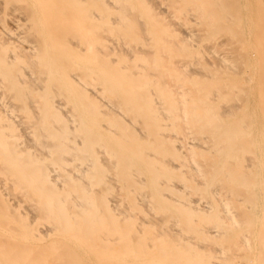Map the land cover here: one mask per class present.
Here are the masks:
<instances>
[{"label":"bare ground","instance_id":"obj_1","mask_svg":"<svg viewBox=\"0 0 264 264\" xmlns=\"http://www.w3.org/2000/svg\"><path fill=\"white\" fill-rule=\"evenodd\" d=\"M0 264H264V0H0Z\"/></svg>","mask_w":264,"mask_h":264},{"label":"rangeland","instance_id":"obj_2","mask_svg":"<svg viewBox=\"0 0 264 264\" xmlns=\"http://www.w3.org/2000/svg\"><path fill=\"white\" fill-rule=\"evenodd\" d=\"M11 132L15 134V140L17 143H19L20 145H23V143H25V141H26L25 130H23L21 127H16V129L12 127ZM102 157L104 158V155H102ZM76 163H77L76 159H74V157H71L68 161V164L65 167L68 170H72L73 166L76 165ZM110 177H111L112 183L116 182L114 180L115 176L112 173H110ZM1 186H2V184H1ZM59 188L62 191H67V192L70 191L69 187L65 184H61L59 186ZM106 201H107L110 209H112L113 211H119L121 215L123 213H126V212L127 213H133L127 209L126 202L122 201V199L116 195L115 191H111V192L106 194Z\"/></svg>","mask_w":264,"mask_h":264}]
</instances>
